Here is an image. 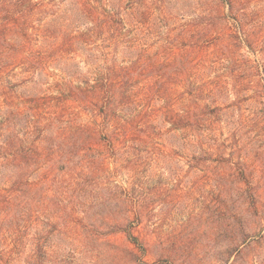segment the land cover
I'll use <instances>...</instances> for the list:
<instances>
[{"label": "rangeland", "instance_id": "rangeland-1", "mask_svg": "<svg viewBox=\"0 0 264 264\" xmlns=\"http://www.w3.org/2000/svg\"><path fill=\"white\" fill-rule=\"evenodd\" d=\"M33 1L12 13L25 24L6 36L22 59L0 74L12 94L0 135L39 154L66 145L67 160L51 152L23 173L34 196L14 185L21 144L0 156V264H27L37 243L44 264H264V0H103L124 26L98 35L75 0ZM13 9L0 4L1 35ZM56 20L66 28L47 37ZM56 39L67 49H53ZM108 78L120 103L108 126L129 134L78 152L67 136L55 141L53 129L69 134L92 118L79 93Z\"/></svg>", "mask_w": 264, "mask_h": 264}, {"label": "trees", "instance_id": "trees-1", "mask_svg": "<svg viewBox=\"0 0 264 264\" xmlns=\"http://www.w3.org/2000/svg\"><path fill=\"white\" fill-rule=\"evenodd\" d=\"M33 0H1L0 4H11L14 9L12 11H8V18H7V26L8 29H6L5 34L1 35L0 34V74H5L6 73V60L9 62H17L20 61L22 58L20 55L22 54V46L20 44H12L14 38L16 36H12L13 40L9 41L6 39V36L8 33H12L14 35H17L16 31L19 30V26L21 28L24 27L25 24V17L24 16H19L18 20H14V11L16 9H20L21 11L19 13H26L25 10L29 7H33ZM103 0H75L73 1V9L77 10V13H80L83 17H86L87 19H90V22L95 25V27L92 29L91 34L92 35H98L99 33H108V32H116V30L119 29V27L124 26L123 25V19L121 18L120 15L113 13L111 10L107 11L100 3H102ZM227 4L231 7L232 3L231 0H228ZM58 20H56L53 24H49L46 32L48 31L47 37H54L57 33L58 30ZM60 24V23H59ZM52 27V31L49 34V30ZM61 29H65L66 25L60 24ZM65 31V30H64ZM45 32V33H46ZM66 32V31H65ZM64 32V34H66ZM18 35H20L18 33ZM53 49H58L64 51V49H67L66 43L64 44V49L63 47H60V43L58 39H56V42L54 43ZM7 51L5 55V61L2 60V54L4 51ZM23 62L27 65L30 66L34 69H41L42 67L40 64L35 63L32 60H25L23 59ZM42 65V64H41ZM46 67V66H45ZM29 69V68H28ZM125 76L122 77L121 80V85L126 86L130 85L131 79L130 75L124 74ZM128 79H130L128 81ZM111 80V82L114 81V79H105V83L99 88H93L87 93H79L78 100L80 103H84L86 106L90 107L93 109L92 112V118L83 126L78 127L77 129L71 131L69 134H66L62 131V128H55L54 134L57 135V139L55 141H58L62 137L67 136V141L70 144V148L73 151L78 152L79 150L83 149L86 147L84 145V141L88 142L90 144V141H96V140H101L103 136H106L107 139L111 144H114L116 142V139L122 138L123 135L129 134V128L126 125H118V128H114L113 130L110 129L109 122H107L108 118L113 111V108L117 106L119 103V97L117 93H114L113 90H109L106 86V84ZM96 84V83H95ZM9 90L6 89H0V106H2V111L3 108L9 107V103L11 102V96L12 94L8 93ZM85 98L84 100L82 99ZM2 99V100H1ZM122 102V101H120ZM10 113H4V116H6V121H7V116ZM12 115V114H11ZM11 115H10V120H11ZM36 120L39 118V114H36L34 117ZM7 122L3 125L6 126ZM34 127L31 123L30 126L25 130V139H28V135L34 131ZM8 129L10 131V128L8 126ZM7 132V133H6ZM71 135V136H70ZM134 136V135H133ZM118 137V138H116ZM24 139H20L19 137H16L13 132H8L7 129L4 130L1 135H0V156L3 154L5 156H12L14 151L16 149L15 146L18 143L21 144L19 147L20 150L22 151L20 154V160L21 163L26 167L25 169H22L20 173H18V176L15 177L14 179V185H16L18 190L23 188L24 186L27 187L26 193L31 194L34 196H37V193L33 189V185L30 184L27 179L25 178L26 172H29V169L32 168V166L36 165V169L41 168L45 162L47 161V157L51 152L55 153V156L53 157V163L57 164L58 162H61L60 159H62V162H65L67 160V154H64V149L66 145L60 144L56 145L52 148H46L43 149V151L39 154L37 149H35L36 145L33 147H27L23 145ZM64 143V142H62ZM96 143V142H95ZM91 147L96 150V152H101L99 147H93V144H91ZM35 149V150H34ZM85 149V148H84ZM33 158H31V157ZM96 162V158L92 160L93 162ZM105 159H103V164H104ZM66 167H63L59 165V170H64ZM10 179V178H9ZM16 180V181H15ZM80 185L77 184L74 189V191L77 190V187ZM242 189L240 188V191ZM243 191V190H242ZM129 198L128 202L129 203ZM133 205V204H131ZM135 206V204H134ZM131 212V211H130ZM131 214V213H130ZM132 216L133 220H135L138 216V211L136 207L132 208ZM70 216L68 213H66V216L64 217L65 219H68ZM129 219V217H128ZM88 233H90L89 229L87 230ZM87 233V234H88ZM128 238L133 240L135 239L132 235L131 232L126 233ZM88 239L89 241H92L93 243H96V241L91 237L90 234H88ZM237 254L240 253V251H236ZM180 256L186 255L185 252L179 253ZM46 259V251L44 249V246L41 243H37L34 245V248L32 249V252L29 254L28 257V262L27 264H44L43 260Z\"/></svg>", "mask_w": 264, "mask_h": 264}]
</instances>
